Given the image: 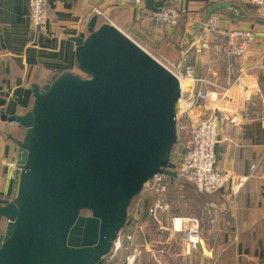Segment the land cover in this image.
<instances>
[{
    "label": "crops",
    "instance_id": "obj_1",
    "mask_svg": "<svg viewBox=\"0 0 264 264\" xmlns=\"http://www.w3.org/2000/svg\"><path fill=\"white\" fill-rule=\"evenodd\" d=\"M46 5L49 20L43 34L32 23L29 0H0V206L12 202L17 170L9 165L18 166L17 142L26 133L9 120L32 109L35 85L44 88L58 75L79 74L73 39L87 38L89 26L96 20L97 25L116 26L156 59L173 65L188 63L197 78L210 83L196 88L210 91L205 109L179 120L173 156L187 151L196 118L214 117L218 123L215 167L233 179L216 194L200 198L194 185L167 176L165 194L172 215L192 217L196 207L201 243L186 254L174 250L180 240L186 251L185 235L169 230L171 223L167 228L148 223L152 220L148 210L155 200L149 197L148 206L142 207L139 228L131 225L127 231L135 233L134 248L145 247L137 264H264V8L247 0H187L186 13L180 18L184 27L168 28L158 26L153 14L168 5L178 7L170 0H142L141 5L117 0H46ZM93 9L103 15L91 14ZM208 15L207 23L217 22L220 32L209 34L205 28L196 35V26ZM87 18L90 22L85 24ZM233 32L255 36L246 55L233 63L211 48H196L205 40L210 46L224 43ZM224 89L226 95L222 96ZM179 202L187 203L188 215L174 209ZM7 226L8 221L0 217V240ZM155 232H159L158 240ZM122 254L110 256L107 264H125L127 253Z\"/></svg>",
    "mask_w": 264,
    "mask_h": 264
},
{
    "label": "water",
    "instance_id": "obj_2",
    "mask_svg": "<svg viewBox=\"0 0 264 264\" xmlns=\"http://www.w3.org/2000/svg\"><path fill=\"white\" fill-rule=\"evenodd\" d=\"M73 42L79 74L35 85L32 109L9 120L26 133L12 202L0 206V264H101L145 185L178 178L177 78L112 24L93 20Z\"/></svg>",
    "mask_w": 264,
    "mask_h": 264
},
{
    "label": "built area",
    "instance_id": "obj_3",
    "mask_svg": "<svg viewBox=\"0 0 264 264\" xmlns=\"http://www.w3.org/2000/svg\"><path fill=\"white\" fill-rule=\"evenodd\" d=\"M123 4L141 5L142 0H117ZM178 7L163 8L153 14V20L158 26L175 28L179 24L182 14L186 13L184 4L187 0H170ZM248 4L257 8H264V0H247ZM29 8L31 20L37 31L46 34L48 27V12L46 0H29ZM91 14L102 16L99 9H93ZM90 22L89 18L85 20V24ZM206 31L209 34L219 33L217 22L210 20L206 26ZM255 42V36L252 32H233L228 35L227 41L219 44H208L205 40L203 43L196 46L197 50L211 48L214 52L221 55L227 62L233 63L237 59L244 57L248 52L250 46ZM151 55V54H150ZM154 57V56H153ZM158 60L169 72H171L179 81L180 86V105L181 113L179 120L185 116H191L196 110H204V104L211 99L210 91H197V85L210 83L196 77L195 68L188 63L181 65H173L165 60ZM214 86V85H213ZM222 92L221 95H226ZM213 112L214 110L209 109ZM192 123V137L188 144V149L182 154L172 156V163L175 166V173L179 180L185 181L196 187L199 193L206 195H214L220 190L224 189L229 184L233 183V179L226 174H221L216 170V147L218 143V123L214 117H198ZM12 126L17 124L12 123ZM174 157V158H173ZM9 167L13 170H18L16 164H10ZM167 176L157 175L152 181L147 183L139 198L138 212L134 214V221L129 223L132 228H137L141 219L142 207L144 201L149 197H154L155 200L150 206L149 215L159 223L163 215L168 213L170 207L163 200L160 199L168 191V184L166 182ZM144 198V200H143ZM137 210V209H136ZM180 221L182 226L177 230V222ZM187 226V228H183ZM172 229L175 233H184L186 241L192 246L193 250L198 249L200 243L202 228L198 219H174L172 222ZM135 242V233L130 232L125 239L122 234L114 243L111 254L127 253L125 264H137L139 258L142 256V248L133 247Z\"/></svg>",
    "mask_w": 264,
    "mask_h": 264
},
{
    "label": "rangeland",
    "instance_id": "obj_4",
    "mask_svg": "<svg viewBox=\"0 0 264 264\" xmlns=\"http://www.w3.org/2000/svg\"><path fill=\"white\" fill-rule=\"evenodd\" d=\"M197 192H198V190H197ZM199 193V192H198ZM200 194V198H203V197H207V196H210V195H206V194H202V193H199ZM168 195V193L167 194H164V195H162L161 196V198L160 199H163L168 205H169V207H170V209H169V211H168V213H166L165 215H163L160 219H158L160 222L159 223H157L155 220H153V218H152V220H148V223L149 222H151V224L150 225H152V224H155V222L158 224V226L161 228V227H166L167 228V224H172V222H173V220L174 219H192V218H194L195 217V215H196V213L198 212L197 211V208L195 207V209H193V212H191V209H190V212H191V215H193L192 217H186V216H184V217H186V218H178V217H182V216H178V217H175V216H173L172 215V211H170V210H173L172 209V207H171V205H170V203H168L167 201H166V196ZM203 196V197H202ZM153 197H156L157 198V196H153ZM143 200H144V198H143ZM151 202H153V201H151ZM148 204H149V201H144V207L146 208V206H148ZM152 205V203L150 204V206ZM138 206H139V201L137 200V202H136V204H135V209H137L138 208ZM174 209L175 210H179L181 213H182V215H188V205H187V203H186V205H185V203H182V202H179V203H175L174 205ZM142 210H144L143 208H142ZM134 214H136V212L134 211V212H132V217H130L131 219H129L128 218V223L129 222H133L134 221V219H133V217H134ZM140 227H141V229H143V225L141 226L140 225ZM172 227V226H171ZM170 227V225H169V230H173L172 228ZM139 228V224H138V227L136 228V229H138ZM184 229L185 228H187V226H185V227H183ZM202 228V227H201ZM141 229H139V232H141ZM129 230V226L121 233L122 234V238L123 239H125L126 238V236L128 235L127 234V231ZM174 232V231H173ZM169 233V232H168ZM175 233V232H174ZM153 234V233H152ZM169 234H171V233H169ZM182 234H184V233H182ZM185 235V234H184ZM154 236H155V238L154 239H156V240H158L159 238H160V235H159V232H155L154 233ZM166 236V235H165ZM167 237V236H166ZM165 237V238H166ZM185 240H186V237H185ZM200 243H201V241H200ZM200 243L198 244V248H199V245H200ZM134 247V246H133ZM140 248H142V256H143V254H144V252H145V247H140ZM178 250V252L180 253V254H186V252L187 253H189V252H192V246L186 241V251H185V245L183 244V243H181V241L180 240H177V242H176V244H175V246H174V250ZM125 254L124 252H119V253H117V254H115V255H112V257L113 258H117L120 254ZM122 254V255H123ZM141 256V257H142ZM184 256V255H183ZM140 257V258H141ZM139 258V259H140ZM181 263H183V261L181 260ZM168 264H172V263H168Z\"/></svg>",
    "mask_w": 264,
    "mask_h": 264
},
{
    "label": "trees",
    "instance_id": "obj_5",
    "mask_svg": "<svg viewBox=\"0 0 264 264\" xmlns=\"http://www.w3.org/2000/svg\"><path fill=\"white\" fill-rule=\"evenodd\" d=\"M167 7H172V6H170V5H168ZM184 21H183V19L179 22V25H178V27H176V28H183L184 27ZM100 26H102V25H97V28H99ZM24 138H25V136H24ZM24 138H23V140H24ZM195 191V190H194ZM196 192V191H195ZM199 196H200V194L199 193H197ZM203 197V196H202ZM139 198H140V196L139 197H137L133 202H132V204H131V206H130V209H129V219H131L130 218V216H131V214H132V212H134V211H136V209H135V204H136V202H137V200H139ZM83 213H85V212H83ZM82 213V214H83ZM130 223V222H129ZM129 223H128V226H129ZM127 226V227H128ZM130 227V226H129ZM101 264H107V261L105 260V261H103Z\"/></svg>",
    "mask_w": 264,
    "mask_h": 264
},
{
    "label": "bare ground",
    "instance_id": "obj_6",
    "mask_svg": "<svg viewBox=\"0 0 264 264\" xmlns=\"http://www.w3.org/2000/svg\"><path fill=\"white\" fill-rule=\"evenodd\" d=\"M180 221L177 222V229L181 228L182 226L180 225Z\"/></svg>",
    "mask_w": 264,
    "mask_h": 264
},
{
    "label": "flooded vegetation",
    "instance_id": "obj_7",
    "mask_svg": "<svg viewBox=\"0 0 264 264\" xmlns=\"http://www.w3.org/2000/svg\"><path fill=\"white\" fill-rule=\"evenodd\" d=\"M82 215H83V216H89V213H86V212H85V213H83Z\"/></svg>",
    "mask_w": 264,
    "mask_h": 264
}]
</instances>
